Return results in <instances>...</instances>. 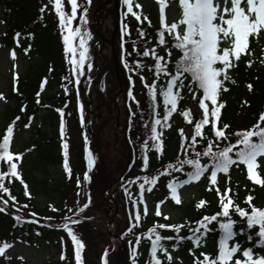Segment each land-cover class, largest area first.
<instances>
[{"label":"trees","instance_id":"trees-1","mask_svg":"<svg viewBox=\"0 0 264 264\" xmlns=\"http://www.w3.org/2000/svg\"><path fill=\"white\" fill-rule=\"evenodd\" d=\"M48 3V0H0V11L2 12V20L6 23L7 29L3 36L0 38V46H12L15 51L24 52V48L31 45V49L27 52L28 55L33 60L32 65L28 71L21 76L13 77L11 79V89L10 93L6 95L8 100L7 109L5 112H0V143H2L3 135H6V128L12 126V122L17 116L21 119L15 121L14 125V136L17 131L29 124L28 117L31 116L32 120L30 126L27 127L33 132L34 141L33 148L29 157H24L21 162H19V156H25L26 150L17 151L15 147L11 144L13 149V155L16 158L14 162L18 165V171L21 176L17 178H7L4 183L10 189L11 196H15L18 207L23 211L34 212L36 216H43V209L37 207L36 199L39 196L49 197L52 203L56 200L59 204L63 206V202L67 199V191L72 189V182L81 179L84 171V153L89 152L87 147L81 148V167H76L72 165L69 158V167L71 169V179L68 178V173L65 172L63 168V148L60 136V121L61 115L57 109H63V113L69 110L72 113L75 108L73 100L77 97V88L79 89V96L84 95V86L88 77L86 75L79 77L80 84L74 86L69 84L68 80L64 77H70L73 81L76 80V76L71 73L70 67L65 59L63 53V41L60 34V29L58 27V19L52 16L54 12L49 11L47 8L45 12L40 13L39 9ZM26 6L25 10L22 7ZM158 8L155 7L152 12L148 11L146 17L147 19L141 18V21L133 20L130 26L127 27V33L123 35L120 41L121 32L117 33V42H122L124 48L119 46V66L118 73L115 70V63L113 68L110 69L112 64L109 61V66L104 67L101 72H97L96 75H90L98 85V93L102 99H108L111 96H116V88L120 84L119 76L121 80L126 82L127 87L124 95L122 94L121 100L124 97V106L131 110V115L133 112L135 116H140V121L134 124L133 120L130 125L127 124L125 127H130V130L125 129L126 140H128L131 149V165L129 171L123 178L121 185L123 184L127 189L129 194L135 193L137 196L138 184L142 181L138 180L136 183H129L130 180H136L137 177L144 175H157L159 172L165 170L168 163H175L176 160L183 159L184 154L180 151V146L183 143V138L180 135V129L184 130V134L189 138L194 134V124L201 118L202 109L199 108L198 102L191 98L189 94L185 92V99L182 100L178 105L177 112L173 113L172 117L167 121L171 125L170 128H165L162 123L158 126V130L164 133L165 140V151L162 156H160L154 149H151L152 141H149L150 151L148 153L150 157L149 169L144 172L141 171V164L139 161L140 149L143 140L147 139L150 135V128L154 123V112H161V119L163 118V96L159 94V88L166 85L167 78L161 74L157 76L155 74L154 64L155 58L153 56L143 57L137 56L135 50L143 51L145 48H155L157 54L164 55L166 57V62L168 60L166 56V50L170 48V45H159L158 42V29L161 27L158 18ZM117 16V15H116ZM22 17L25 22L21 25H15L11 18ZM118 19V16H117ZM125 19L123 18V22ZM149 21L151 24H149ZM118 22V20H117ZM121 24H123L121 22ZM127 25V24H126ZM132 27V28H129ZM138 28H142L146 31L147 35L143 38L139 37ZM16 32L21 33L20 46L17 47L14 41V34ZM33 34L29 37L28 34ZM166 40H170V37L166 34ZM250 47L252 49V54L243 58L239 62V66L235 69L229 70L233 79L236 80L235 84L228 83L229 91L223 93L222 100L226 101V108L222 109V120L231 125L229 131L247 129L252 124L256 123L257 115L259 112L264 110V41L257 40L255 37L250 38ZM133 41H135V50L133 47ZM122 50V59L120 57V52ZM173 56L171 59L174 61L179 54V50L171 49ZM131 53V55H129ZM251 59L254 61L251 67L247 66V60ZM125 60L128 61L129 65L135 69L133 71L127 70L124 66ZM139 60L144 64L143 69H138L136 61ZM89 63H92V58L88 59ZM108 64V63H107ZM51 69V71H50ZM85 70L87 66H85ZM115 75V81L112 85L113 90L109 89L110 82L108 80V75L110 72ZM133 78L132 82L128 81L129 74ZM119 74V76H118ZM145 77V82H143L142 94L143 97L137 98V90H135L136 78L140 76ZM134 82V84H133ZM147 83H155L158 86V95L155 101L151 99L148 95ZM251 83L253 85L252 91H249L247 84ZM43 85V87H41ZM62 85H67L69 91L67 94L64 93V88ZM131 91L133 96H129L128 92ZM39 93V96H37ZM105 97V98H104ZM135 97V99L133 98ZM39 101V103L37 102ZM128 101L131 103L128 104ZM245 101L248 103L245 104ZM139 102V103H137ZM156 107L153 108L152 105ZM131 105V106H130ZM135 106V107H133ZM24 108V111H21ZM134 108H138L134 110ZM191 110L190 117H184L182 115L183 111ZM126 109V111L128 112ZM40 111H43L42 116L39 115ZM192 119L193 124H188L187 120ZM40 120L39 125H35L36 121ZM64 120V119H63ZM147 124L146 129L144 125ZM43 126H48L43 127ZM207 127L205 132L207 133ZM66 135H64L65 140ZM139 137V139H138ZM92 139L91 137L89 140ZM199 140V138H198ZM134 141V143H133ZM31 142V141H30ZM27 143V147H30ZM25 145V146H26ZM87 146V145H86ZM90 146V144H89ZM199 147H203L201 144ZM91 151V150H90ZM93 152V150L91 151ZM27 153V152H26ZM33 153V154H32ZM93 155V153H92ZM95 160V155H93ZM0 170L7 171V163L4 162L0 165ZM53 171H57L56 175H53ZM261 173H264V168L258 169ZM93 173V172H92ZM230 176V181L228 177ZM183 179L184 174L173 173L172 178ZM166 178V177H161ZM264 178V175H262ZM21 179L24 183L32 189V195L29 197L26 195V190L24 184L21 183ZM194 186H198L199 196L196 200L191 202L189 205H177L171 200L172 207L179 212H181L182 221L187 224L189 221L196 224L202 219L204 215H213L217 212L222 211L219 204L221 196L231 197L234 204H238L240 207L244 208L246 211H251L252 207H260L264 209V186L256 185L254 181H251L247 177L246 166L241 165L239 168L233 166L229 174H220L218 177V185H211L210 180L202 179L200 182H193ZM211 187V191L208 188ZM231 191H226L228 188ZM154 191V198H157L156 191ZM251 195L254 197L251 204L245 203L247 197ZM0 196L7 198L9 201L10 196L6 193L0 192ZM133 198L135 200L137 197ZM205 200V206L198 209L197 205L200 200ZM130 202V201H129ZM27 204L28 207L24 208L23 205ZM59 206V205H58ZM129 206H132L129 203ZM63 214L66 215V208L63 209ZM17 215V214H16ZM22 217L21 214H18ZM230 215L232 218L237 220L238 223L234 225V231L238 235L234 238L235 242L242 244L243 248L258 245V236L253 235L252 240L247 239L248 234L258 233L259 226H253L252 229H246V218H240L238 214H235L230 210ZM224 219V218H219ZM23 222H17L14 216H9L8 212L5 211L0 213V244L3 242L13 243L22 238V234L28 233L30 238L34 236L37 237L36 233L45 234L51 236L53 244L57 247L61 245H66V247L72 251L73 246L69 240L66 230L58 227L56 223H47L42 219L38 224L32 222H26L22 217ZM158 223L171 224V221L165 220L164 217H157L156 215L142 216L141 221L138 223L134 222L135 233L141 235V244L137 246V264H149L150 261V239L148 238V230L151 227L156 226ZM50 225V226H49ZM209 227H217L218 225L213 222ZM161 234L165 237L170 235H175L172 230H159ZM180 235H188L186 231L180 233ZM220 232H213L207 234L206 246L199 249L195 248V245L191 241H185L180 244L178 250L172 247L173 242L166 241L170 247V251L173 255L174 264H195V259H203L200 255L201 252L207 253L210 256L218 255L219 249V236ZM40 236V235H38ZM131 237V233L125 238V242ZM63 238V239H61ZM134 248V247H133ZM191 249H195L194 254L190 252ZM256 252H264V247H255ZM6 255L10 257V261L6 262L4 256H0V264H29L24 259L17 258L16 255H10L6 251ZM158 256L163 261V264H167L166 258L163 253H158ZM235 258H242V254H237ZM72 258H70L71 260ZM72 261H74L72 259ZM133 264V256L130 260ZM60 262H56L59 264Z\"/></svg>","mask_w":264,"mask_h":264},{"label":"snow or ice","instance_id":"snow-or-ice-1","mask_svg":"<svg viewBox=\"0 0 264 264\" xmlns=\"http://www.w3.org/2000/svg\"><path fill=\"white\" fill-rule=\"evenodd\" d=\"M122 4L126 6L127 12L124 14H131L137 21H141V15L133 11L134 5L140 8L141 5L136 3L135 0H121ZM70 5V11L65 10L64 0H48V3L42 6L39 11L44 13L47 8L49 11L54 12L58 18V27L63 41V53L67 63L70 67L71 73L76 76L73 81L70 77H64L68 80L69 84L78 86L80 84L79 77L85 75V64L88 61L89 46L88 41L91 40V34L86 30L89 23L87 13L88 7L79 0H67ZM90 4L91 0H87ZM160 8V25L158 29V42L159 45H170L166 50V57L157 54L155 48H145L142 52L135 50V41L133 47L137 56L149 57L150 55L155 58V74L160 76L163 74L167 78L166 85L159 88V94L163 96V118L161 119V112H154V123L150 128V135L147 139L143 140L140 149L139 161L141 164V171L146 172L149 169L150 157L148 155L151 149H154L160 156L165 151L164 133L158 130V126L162 123L165 128H170L171 125L167 121L172 117L173 113L177 112L179 103L185 99V92L191 96L192 99L198 102L199 108L202 109L201 118L194 124V134L189 138L184 134V130L180 129V135L183 138V143L180 146V151L184 154L183 159H177L175 163H168L165 170L159 172L157 175H144L137 177L136 180H130L129 183H139V195L133 200L129 194V200L135 206V213L130 218L135 222H140L143 216L149 214V206L145 199V192L151 193L153 187L157 185L161 177H172L173 173L184 174L183 179L178 177L169 179L166 184L167 190L170 192V199L175 204L182 203L179 190L185 185H190L193 182H200L202 179L210 180L211 185H218V177L220 174H229L233 166L239 168L241 165L246 166L247 177L249 180L254 181L256 185L264 186V178L258 169L264 168V110L257 115L256 123L252 124L247 129L229 131L231 125L223 122L222 109L226 108V101L222 100L223 93L229 91L228 83L235 84L236 80L230 74L229 70L235 69L239 66V62L252 54L250 47V38L255 37L257 40L264 36V0H179V6L182 9V14L178 21L167 22L165 16V8L168 6L165 0H159ZM78 9L80 14L78 16ZM78 17L79 23L74 27L73 21ZM144 19H147L145 16ZM2 23V21H0ZM149 24L151 22L149 21ZM127 25L125 24L122 31L123 34L127 33ZM139 37L143 38L147 35L146 31L142 28L137 29ZM166 34L170 40H166ZM33 34L29 33L28 36L32 37ZM21 33L14 34V41L17 47L20 46ZM75 42V43H74ZM124 48V44H121ZM31 49V45L24 48L27 53ZM171 49L179 50L178 57L173 61L171 57L173 52ZM13 60L16 59L17 53L13 49L10 53ZM131 55V53H129ZM254 63L253 60H247V66L251 67ZM264 63V60H261ZM136 65L138 69H143L144 64L137 60ZM124 66L133 71L127 60ZM93 65L87 63V69L91 70ZM51 71V69H50ZM90 79V78H89ZM142 82H145V77L140 76ZM132 81V77H129ZM134 84V82H133ZM148 95L153 101L156 100L158 95V86L155 83H147ZM43 87V85H41ZM65 93L69 89L67 85H62ZM249 91H252L253 85L247 84ZM129 96H133L131 91L128 92ZM39 96V93H37ZM77 97H79V89L77 88ZM135 99V97H133ZM0 99H4L0 95ZM39 103V101H37ZM139 103V102H137ZM248 102L245 101V104ZM153 108L156 106L153 104ZM24 111V108H21ZM61 115L60 121V136L63 148V168L67 172L68 178L71 179V169L69 167V144L64 140V121L63 109H57ZM133 115L135 113L133 112ZM184 117H190L191 110L183 111ZM21 117L17 116L12 122V126L6 128V135L2 137L0 143V165L4 162L7 163V171L0 170V192L9 194L13 202L16 201L15 196H11L9 187L6 186L4 181L7 178H17L21 176L18 171V165L14 160L16 159L13 152L10 151V146L14 136L15 121L20 120ZM29 127L32 117H28ZM81 123L84 122L83 106L81 105ZM188 124H193L192 119L187 120ZM206 126L207 133L204 131ZM144 127L147 129L148 125ZM199 138V140H198ZM139 139V137H138ZM149 141H152L151 149ZM87 142V136H85ZM134 143V141H133ZM203 147H199L200 145ZM94 164V157L91 151L87 154L88 169L91 170ZM83 180L90 182L88 171L83 175ZM230 181V176L228 177ZM24 184L26 195L31 196L27 192L28 185L21 179ZM81 185V180L77 178V187ZM146 185L147 187L146 189ZM211 191V187L208 188ZM127 191V189H126ZM226 191H231L229 187ZM254 197L249 195L245 201L251 204ZM9 201L0 196V213L6 211ZM160 203H164L161 201ZM160 203L157 204L155 215L157 217L164 216L165 220L171 219L170 216L164 215L160 208ZM205 200H200L197 208L205 206ZM143 205L141 208L140 205ZM219 204L222 211L213 215H204L201 220L196 222L189 221L187 224H167L158 223L156 226L148 230V238L150 239V261L149 264H163V261L158 256V253H163L166 258L167 264H174V257L170 251L166 241L173 242L172 247L176 250L179 249L180 244L185 241L194 243L195 248L199 249L206 246L207 234L213 232H220L219 236V249L218 255L210 256L207 253L201 252L203 259L196 258L195 264H264V252H256L255 247H264V209L260 207H252L251 211H246L238 204H234L231 197L221 196ZM13 207L16 204L13 203ZM90 206L89 202L83 204L78 209V213H83L85 209ZM24 208L28 205L24 204ZM53 211H58L54 207ZM230 210L238 214L240 218H246V229H252L253 226L258 225V233L248 234L247 239L252 240L253 235L258 236V245L243 248L242 244L234 242V238L238 235L234 231V225L238 223L237 220L232 218ZM68 212H73L72 208H68ZM77 213V214H78ZM32 217L36 213H31ZM224 218V219H219ZM17 222H23L22 217L14 215ZM48 220L54 219L52 217L46 218ZM65 222L58 225V227L66 230L67 235L71 237V242L75 246L74 260L75 264H82L81 252L85 245L74 233L71 225H78L82 221L79 219H72V217L65 215L63 217ZM38 223V221H30ZM215 222L217 227H209ZM50 226V225H49ZM136 225L134 224L133 227ZM133 227L128 228V232L133 231ZM159 230H172L175 235L163 236ZM186 231L188 235H180ZM39 235V233H37ZM63 239V238H61ZM131 243V242H130ZM140 238H136L135 245H140ZM13 245L9 242L0 244V256L5 259H10L6 256V250L10 249ZM190 252L194 254L195 249ZM237 254H242V258H235ZM107 253H105V257ZM61 260H67L64 253L61 254ZM104 264H107L105 259ZM133 264H137L136 249L133 250ZM182 264V260L180 262Z\"/></svg>","mask_w":264,"mask_h":264},{"label":"rangeland","instance_id":"rangeland-1","mask_svg":"<svg viewBox=\"0 0 264 264\" xmlns=\"http://www.w3.org/2000/svg\"><path fill=\"white\" fill-rule=\"evenodd\" d=\"M79 2L84 3L89 9L87 13L89 23L86 30L92 37L91 40L88 41V56L90 59L92 58L91 64L93 67L89 71L85 70L88 81H86L84 86V95H80L73 100V104H75L74 111L72 113H69V110L66 111L63 115V121L64 135H66L65 141L69 144V158L72 165L81 167L82 170L81 148L85 146L88 148V151L93 150L91 153L96 157L93 167L91 170L88 169V152L84 153L85 166L82 174L84 175V173L88 171L90 182L84 181L83 176L80 179L81 185L79 188L77 187V180L74 181V183L72 182V189L67 191V199L63 202V206L59 204L58 200L52 203L49 197H37V207L40 209L45 207L42 211V217H32V212L21 210L18 207L17 199V201L13 202L11 198H9L6 211L11 217L16 214H21L24 219L26 218L25 220L27 222L35 220L39 223V221L44 219V221L49 224L56 223L59 225L65 222L63 220L65 216L63 214V209L66 208L67 216L82 221L78 225L70 224L74 233L85 245L81 252L82 264H104L105 259L107 260V264H131L130 260L133 256V250L134 248L137 250L135 240L136 238L141 239L142 236L135 233V227H133L135 221L130 217L134 215L136 209L132 201L129 200V193L126 191V188H124L125 186L123 184L121 185L123 179L120 180V177L127 167L131 165V149L125 136V129L129 131L130 127L125 126H127V124L130 125L133 117L134 124H137L141 118L139 115L132 116L131 110H133V108L128 110L127 106H124V97L123 100H121V98L122 94L124 95L126 91L127 84L125 81L123 82L121 80L119 74L120 84L116 88V96L114 95L108 99L106 98L108 104L105 105V99H102L98 93L99 88L97 83L93 78L88 76L90 75L88 72L94 76L97 72H101L104 67L108 68L109 61H112L110 62L112 64L110 69L113 68V64L115 63V70L118 73V43L121 47L122 42H117V33L121 32V41L122 27L125 24L130 26L129 23L135 20V17L130 13L127 14V16L124 15L127 12V8L122 4L121 0H91L90 4L87 3V0H79ZM135 2L140 4L141 7L137 8L134 5L133 11L140 14L141 18L145 17L148 11L152 12L154 8L157 7V20L160 23L159 0H135ZM64 3L65 10L70 11V5H68L67 0H64ZM165 3L168 5L165 8L167 22L178 21L182 14L179 0H165ZM25 8L26 6H23L22 10L24 11ZM79 14L80 9H78V16ZM116 15L120 17L119 22H117L118 19ZM52 16H55V14L53 13ZM123 18L125 19L124 22ZM11 20L15 25H21L25 22V19L22 17H12ZM0 21H2V23H0L1 38L7 29L6 23L2 20L1 11ZM121 22L123 24H121ZM78 23L79 20L77 17V19L73 21V26L75 27ZM259 40L264 41V36H261ZM13 49L12 46H0V95L4 97V99H0L1 113L5 112L7 109L8 100L6 99V95L10 93L11 79L24 75L33 63L30 55L22 51H16L17 57L13 60L10 55ZM122 50L120 52L121 59ZM87 63L89 62L86 61L85 66H87ZM126 69L128 70V68ZM128 74L129 77H131L130 73ZM108 76L111 86L109 89L113 90L114 87H112V85L115 81V75L111 71ZM136 79L135 90H137V98L141 99L143 97V82L140 78ZM128 81L132 82L133 78L132 81L128 78ZM129 103H131V101H128V104ZM81 105L83 106V124L80 120ZM136 109L138 108H134V110ZM43 114L44 112L40 111L39 115L42 116ZM39 124L40 120H37L35 125ZM43 127L47 128L48 126ZM32 135L33 132L30 129L23 127L17 131V134H15L12 140L11 144L17 151L26 150L27 152L24 153L25 156L22 154V156L18 157L19 162H21L24 157L28 158L31 154H28V152H31L33 149L31 148L33 144H30L34 141ZM85 136H87V142H85ZM90 137L92 139L89 140ZM27 143L30 144V147H27ZM10 151L13 152V149L10 148ZM56 174L57 171H53V175ZM169 179L168 177L162 178L158 181L157 185L153 187V190L156 191L157 198L153 196L154 191L151 193L145 192V199L150 209L148 215H155L157 204L163 201L164 203H160V208L164 215L171 217V219H169L171 224L182 225L185 224V222L182 221L181 212L172 207L170 192L166 188ZM147 187L149 186L146 185V189ZM27 192H30L32 195V189L30 187H28ZM179 194L182 199L181 204L189 205L199 196L198 186L195 187L193 183L185 185L179 190ZM7 195L9 197V194ZM138 195L139 184L137 187V196L133 193L131 195L132 199L135 198V196L138 197ZM89 199L90 206L85 209L83 213H78V209L82 207L84 203L89 202ZM13 203L16 204V207L12 206ZM129 203L132 206H129ZM53 207L58 211H53ZM140 207L142 208L143 205L141 204ZM68 208H72L73 212H68ZM48 217L54 219L48 220L46 219ZM193 226L195 227L196 224H193ZM130 227H133L132 232H128V228ZM130 233L131 237L125 242L124 237H128ZM39 235L40 236L37 234V237L34 236L30 238L28 233L22 234V238L11 243L13 246L6 251H8L10 255H16L17 258L26 260L29 264H56V262H60L59 264H75V246L73 244V250L70 251L64 244L61 245L60 248L55 246V244L50 241L51 236L40 233ZM69 240L71 242V237H69ZM62 253L66 255L67 260H61L60 257ZM105 253H107L106 257ZM70 258L74 261H72V259L70 260ZM5 261L8 262L10 259H5Z\"/></svg>","mask_w":264,"mask_h":264}]
</instances>
